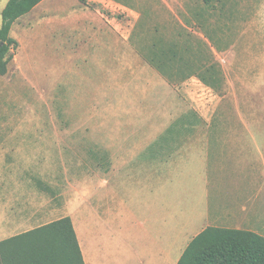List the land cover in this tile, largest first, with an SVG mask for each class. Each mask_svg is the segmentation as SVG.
Wrapping results in <instances>:
<instances>
[{
    "label": "rangeland",
    "instance_id": "1",
    "mask_svg": "<svg viewBox=\"0 0 264 264\" xmlns=\"http://www.w3.org/2000/svg\"><path fill=\"white\" fill-rule=\"evenodd\" d=\"M120 1L131 8L98 7L103 20L98 33L130 34L131 66L151 65L156 77L119 72L112 81L99 66L112 55L104 43L76 46L77 35L86 31L65 43L60 34L47 40L22 27L14 31L24 38L20 51L29 61L28 73L14 67L0 82V131L15 124L33 132V143L50 142L33 145L32 162L13 172L18 182H32L41 191L35 201L50 209L27 228L73 213L75 185L96 173L89 169L93 158L105 161L96 151L112 132L264 134V0ZM46 131L66 138L37 137ZM58 141L66 144L59 152Z\"/></svg>",
    "mask_w": 264,
    "mask_h": 264
},
{
    "label": "crops",
    "instance_id": "2",
    "mask_svg": "<svg viewBox=\"0 0 264 264\" xmlns=\"http://www.w3.org/2000/svg\"><path fill=\"white\" fill-rule=\"evenodd\" d=\"M8 1L0 0L1 17ZM102 5L131 8L120 0H42L19 17L11 29L19 42L18 52L7 74L0 75V82L14 67L20 74L28 73L29 61L20 51L24 38L15 34L17 27L47 40L60 34L63 43L76 31H86L77 35L76 46L90 43L89 48H94L92 44L104 43L112 55L110 62L99 66L109 71L112 81L119 72L156 77L155 68L140 66L143 60L139 57H135L139 66H131L130 34L99 35L103 20L98 7ZM32 133L19 131L15 124L13 129L0 131V240L38 227L27 225L50 215L47 204L44 208L45 204L35 201L34 194L41 191L32 182H18L13 177L19 164L32 162L28 153L37 150L33 145H50L33 143ZM36 135L66 138L60 132ZM261 138L264 134L243 131L112 132L104 149L96 151L106 156L105 161L93 158L89 169L96 173L80 180L74 189L70 216L85 264H178L187 246L207 228L264 236ZM65 145L58 141V152ZM39 211L44 213L37 214Z\"/></svg>",
    "mask_w": 264,
    "mask_h": 264
},
{
    "label": "trees",
    "instance_id": "3",
    "mask_svg": "<svg viewBox=\"0 0 264 264\" xmlns=\"http://www.w3.org/2000/svg\"><path fill=\"white\" fill-rule=\"evenodd\" d=\"M42 0H9L0 26V75L7 74L19 42L14 22ZM0 264H85L71 216L0 240ZM178 264H264V236L237 229L207 228L195 237Z\"/></svg>",
    "mask_w": 264,
    "mask_h": 264
}]
</instances>
